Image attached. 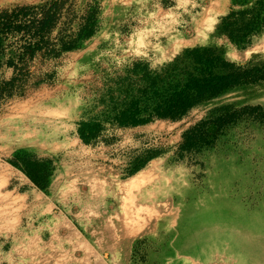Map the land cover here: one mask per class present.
<instances>
[{
	"label": "rangeland",
	"instance_id": "1",
	"mask_svg": "<svg viewBox=\"0 0 264 264\" xmlns=\"http://www.w3.org/2000/svg\"><path fill=\"white\" fill-rule=\"evenodd\" d=\"M53 1L0 0V13L24 8L19 30L0 28L1 59L13 61L0 83L15 78L0 87V264H264V120L254 118L264 114V81L178 121L108 128L95 144L77 134L101 108L97 95L134 62L159 69L208 46L260 68L264 31L234 45L218 29L230 0H58L54 27L28 54L27 21ZM84 25L93 31L76 49L51 51ZM221 103L258 109L211 149L177 157L182 132ZM17 153L50 162L44 190L11 164Z\"/></svg>",
	"mask_w": 264,
	"mask_h": 264
},
{
	"label": "trees",
	"instance_id": "2",
	"mask_svg": "<svg viewBox=\"0 0 264 264\" xmlns=\"http://www.w3.org/2000/svg\"><path fill=\"white\" fill-rule=\"evenodd\" d=\"M58 0L50 2L49 8L42 10L37 20L27 22V53L41 49L44 34L54 27V15L58 9ZM34 7H27V12ZM24 8L7 15L0 13V28L19 30L18 15ZM17 21V22H16ZM13 23V24H12ZM34 29V30H32ZM226 33L229 40L239 48L247 47L252 39L264 31V0H230L227 15L221 19L218 27ZM92 26L84 25L76 38L59 40L57 54L77 48L81 40L92 34ZM63 39V38H60ZM0 36V67L13 66V61L3 62L4 54ZM264 66L243 69L228 61L222 51L208 46L186 48L169 64L150 69L146 63L134 62L123 72L109 80L106 87L97 95L101 105L96 112L87 115L77 123V134L85 144H95L104 138L108 128H129L144 125L155 119L178 121L206 100L245 85H254L264 81ZM10 79L3 86L14 84ZM256 106L221 103L210 108L205 116L182 132L175 155L196 154L211 149L217 138L228 127L252 117ZM264 120V114L254 116ZM152 154L140 164L134 166L128 176L139 172L145 164L155 158ZM11 164L17 167L37 188L47 187L51 174L50 162L31 158L28 153H17Z\"/></svg>",
	"mask_w": 264,
	"mask_h": 264
}]
</instances>
